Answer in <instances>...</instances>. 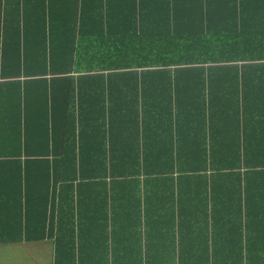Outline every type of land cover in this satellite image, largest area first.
<instances>
[{
    "label": "trees",
    "instance_id": "16d2710c",
    "mask_svg": "<svg viewBox=\"0 0 264 264\" xmlns=\"http://www.w3.org/2000/svg\"><path fill=\"white\" fill-rule=\"evenodd\" d=\"M153 202L264 239V0H0V245L201 264Z\"/></svg>",
    "mask_w": 264,
    "mask_h": 264
},
{
    "label": "crops",
    "instance_id": "0c3cea01",
    "mask_svg": "<svg viewBox=\"0 0 264 264\" xmlns=\"http://www.w3.org/2000/svg\"><path fill=\"white\" fill-rule=\"evenodd\" d=\"M161 200V199H158ZM151 217L154 220L156 217L158 220V226L163 227L164 229L174 231L177 236L178 229L182 228V250L183 253L182 260L186 261L189 258V254L187 252V236H186V229H187V222L184 217H178L177 214L172 217V214L168 208H159L155 202L151 205ZM141 225V224H140ZM236 223L226 224L223 229L224 231L219 230L217 235L214 237L213 242L219 246V250L215 253L211 254L209 251L208 254H200L195 257H192L190 262H196L204 264L205 262L209 264H246L249 262L251 264H258L261 259L257 250L261 248L262 241L264 240L261 238L260 243L256 245L248 244L249 247L246 245V238L243 233L236 234L237 229L235 227ZM252 237H259L254 233H250ZM52 241H37L31 243H7L0 245V249L10 250L15 253V255H21L19 250L24 249L27 257L26 259L33 262V264H51L53 258V245ZM143 244V240H141ZM248 248V250H247ZM18 250V251H17ZM174 261L177 260L174 256Z\"/></svg>",
    "mask_w": 264,
    "mask_h": 264
},
{
    "label": "rangeland",
    "instance_id": "374dc122",
    "mask_svg": "<svg viewBox=\"0 0 264 264\" xmlns=\"http://www.w3.org/2000/svg\"><path fill=\"white\" fill-rule=\"evenodd\" d=\"M21 249L22 250H19L21 255H15V253L10 250L0 249V264H33L32 261L25 258L27 255L24 249Z\"/></svg>",
    "mask_w": 264,
    "mask_h": 264
}]
</instances>
